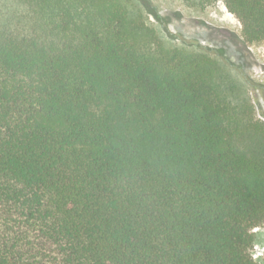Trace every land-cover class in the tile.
<instances>
[{
  "label": "trees",
  "instance_id": "1",
  "mask_svg": "<svg viewBox=\"0 0 264 264\" xmlns=\"http://www.w3.org/2000/svg\"><path fill=\"white\" fill-rule=\"evenodd\" d=\"M222 1L245 43L264 0ZM149 0H0V264H264V120Z\"/></svg>",
  "mask_w": 264,
  "mask_h": 264
},
{
  "label": "rangeland",
  "instance_id": "2",
  "mask_svg": "<svg viewBox=\"0 0 264 264\" xmlns=\"http://www.w3.org/2000/svg\"><path fill=\"white\" fill-rule=\"evenodd\" d=\"M160 19L152 25L167 41L176 46L209 53L231 65L236 76L246 75L256 89H250L257 117L264 120V41L248 44L242 38V26L222 1L205 10L190 8L181 0H149ZM256 243L253 258L261 263L264 255V225L254 230Z\"/></svg>",
  "mask_w": 264,
  "mask_h": 264
}]
</instances>
